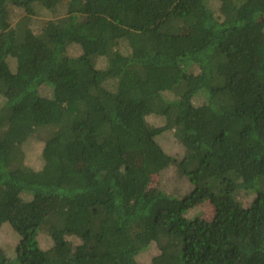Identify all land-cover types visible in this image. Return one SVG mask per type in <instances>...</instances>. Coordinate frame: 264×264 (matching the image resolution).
Segmentation results:
<instances>
[{
  "label": "trees",
  "instance_id": "obj_1",
  "mask_svg": "<svg viewBox=\"0 0 264 264\" xmlns=\"http://www.w3.org/2000/svg\"><path fill=\"white\" fill-rule=\"evenodd\" d=\"M263 123L264 0H0V264H264Z\"/></svg>",
  "mask_w": 264,
  "mask_h": 264
},
{
  "label": "rangeland",
  "instance_id": "obj_2",
  "mask_svg": "<svg viewBox=\"0 0 264 264\" xmlns=\"http://www.w3.org/2000/svg\"><path fill=\"white\" fill-rule=\"evenodd\" d=\"M215 6V3H213L212 7ZM19 14L15 12L14 16V23L19 19ZM56 15H52L50 13L40 12V14L37 16L38 23L45 22L48 19L56 18ZM36 33H38L37 30H34ZM71 54H74L75 51L71 50ZM199 100H196V103H198ZM146 121L148 124L153 126H159L162 124L161 117H157L154 115H150L146 117ZM262 130H264V123L262 124ZM158 142L161 145V147L168 152L169 154L173 156H178L180 153L179 143L174 138V136L171 135V133L166 132L162 137L158 138ZM42 149V141L35 136H31L28 138L26 145H25V152L22 153V156H24V162L32 167H37L40 164V153ZM159 184L160 188L164 190L165 192L173 191L176 195H183L188 191V185L185 182V179L181 176H178V174L175 172V169L171 166L170 168L166 169L164 172H162L160 175H153L151 177L150 182V188H155L156 185ZM23 198L29 199L30 197L28 195H23ZM243 202L249 201V197L247 196H241L240 197ZM201 210L203 211V215L205 218L210 219L212 216V208L208 204H203L200 206ZM19 241L18 235L14 232V230L7 224H2L0 228V248L1 250L6 254L8 257H12L14 254V249ZM38 242L41 249L46 250L52 245V241L50 237L44 233L41 232L38 236ZM157 246L152 243L150 247L139 255L137 257V262L139 264H148L153 256L157 254Z\"/></svg>",
  "mask_w": 264,
  "mask_h": 264
}]
</instances>
